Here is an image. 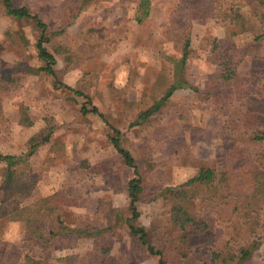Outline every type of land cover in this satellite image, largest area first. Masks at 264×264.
Returning a JSON list of instances; mask_svg holds the SVG:
<instances>
[{"label":"rangeland","instance_id":"rangeland-1","mask_svg":"<svg viewBox=\"0 0 264 264\" xmlns=\"http://www.w3.org/2000/svg\"><path fill=\"white\" fill-rule=\"evenodd\" d=\"M14 2L28 5L51 30L66 26L61 32L50 31L48 48L56 56L57 75L91 96L135 157L143 188L136 202L139 225L176 232L159 192L187 181L201 166L225 171L239 187L252 185L251 171L264 154V144L244 141L237 120L249 118L252 129L264 128V4L151 0L149 16L137 23L138 0H103L82 8V0ZM232 9L241 13L244 30L232 23ZM183 33L195 50L185 75L199 91L178 89L159 111L131 125L164 92L171 71L168 57L180 55ZM36 37L29 21L9 16L0 2V151L25 158L36 180L28 197L12 196L6 203L12 211L62 190L61 218L91 232L47 233L52 238L44 248L24 235L22 224L0 218V264H21L24 255L47 264H64L58 259L66 255L75 256L72 264H157L158 257L146 252L124 222L130 215L127 189L132 173L109 143V127L101 117L80 112L83 97L54 87L52 77L37 70L43 62ZM212 40L238 62L231 90L216 79ZM3 73L15 80L3 79ZM205 85L212 87L215 98L205 95ZM22 107L32 119L29 126L18 122ZM47 124L53 127L49 142L30 150L28 139ZM3 167L0 162V175ZM220 189L195 187L190 205L205 215L210 228L195 239L182 264H210L211 252L229 237L231 222L228 216L220 218L214 196ZM259 217V243L241 264H264L263 202ZM46 223L49 231L56 230L52 217Z\"/></svg>","mask_w":264,"mask_h":264},{"label":"trees","instance_id":"trees-1","mask_svg":"<svg viewBox=\"0 0 264 264\" xmlns=\"http://www.w3.org/2000/svg\"><path fill=\"white\" fill-rule=\"evenodd\" d=\"M103 0H82L81 8L96 5ZM252 5H263L264 0H245ZM5 8V12L17 20L29 21L33 29L37 31L35 48L43 64L37 67V70L44 75L52 77V84L56 88L63 87L71 91L74 95L84 98L80 106V112L84 115L93 114L102 118L103 122L109 127L108 141L115 151L121 155L124 164L131 170V177L128 180V211L130 215L125 217L124 222L131 236L137 238L139 243L145 248L146 252L158 257L157 264H182L188 257L193 242L198 237L206 234L210 228L209 222L203 213L195 211L190 205V200L194 196V189L199 185L215 186L220 185L222 189L214 196L218 198L219 210L223 214L221 219L227 217L231 222L229 228V237L223 242L221 247H216L211 252L210 264H241L253 253L259 243L262 230V222L259 217L260 206L264 203V154L259 155L257 159V168L251 171L253 183L251 186L234 185L228 179L226 172L217 167L201 166L197 173L187 181L165 186L159 192V195L165 201L167 214L170 222L176 227L173 234L167 232H157L148 230L145 226L139 225L137 219L139 211L136 202L139 200V194L142 192V177L136 163V159L130 150L122 145L121 132L112 126L105 119L96 105L92 103L89 94L73 89L59 79L55 65L56 56L48 48L51 41L50 31H64L65 27L58 30H51L37 13L26 5H17L14 0H0ZM151 0H138L134 19L141 23L150 13ZM232 23H238L241 30H244V23L241 13L237 9H232ZM71 23V22H70ZM67 23V24H70ZM236 32H234L235 34ZM261 35L255 37L258 40ZM210 52L214 54L211 62L216 65V79L224 89L231 90L238 76L237 61L230 55L219 51V44L212 40ZM215 53L217 55H215ZM195 56V50L191 45L188 33H183L181 41V53L178 57L170 58L171 71L169 81L164 92L156 98L153 103L142 111L131 125H138L147 120L154 113L159 111L174 94L175 91L182 88H191L199 91L187 79L185 72L189 61ZM3 79L14 81L8 73H3ZM215 80L211 82L213 83ZM216 83V82H215ZM207 90V97L212 95L210 85L204 86ZM0 90H2L0 85ZM214 97V95H212ZM215 98V97H214ZM4 120L3 108L0 104V122ZM19 123L31 125L32 119L27 113L26 108L22 107L19 114ZM242 123L240 127L242 139L250 144H264V128L252 129L249 125V118L237 120ZM53 127L47 124L41 131L28 139L30 150L35 149L41 143H47L50 140ZM0 162L4 163L0 175V218L6 217L10 221L20 223L24 227V235L28 239H35L38 244L44 248L49 246L50 240L56 234H89L88 228L79 226H70L60 215L64 204V191L59 190L33 201L30 204L20 205L15 210L9 211L6 203L9 197L17 196L24 199L30 195L36 180L30 173V166L25 158L16 154L3 153L0 151ZM44 215V222H43ZM52 217L57 224L56 230L49 231L46 220ZM47 233L50 234L49 237ZM239 240V241H238ZM237 246V247H236ZM75 256L66 255L58 260L64 264H72ZM21 264H47L41 259L24 255ZM106 264H115L109 262Z\"/></svg>","mask_w":264,"mask_h":264}]
</instances>
